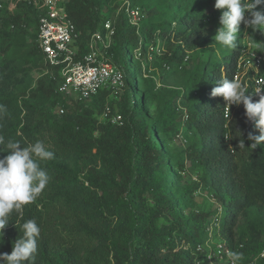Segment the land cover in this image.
Returning a JSON list of instances; mask_svg holds the SVG:
<instances>
[{"label":"trees","instance_id":"obj_1","mask_svg":"<svg viewBox=\"0 0 264 264\" xmlns=\"http://www.w3.org/2000/svg\"><path fill=\"white\" fill-rule=\"evenodd\" d=\"M65 5L68 18L80 34L78 44L82 53L87 52L92 35L103 31L106 20L115 21V36L106 56L130 83L127 93L123 94L122 89L121 103L115 109L123 122L99 124L92 111L80 104L87 101H76L73 106L63 102V115L52 117L45 112V102L62 95L59 92L62 78L56 69L46 73L38 44L33 47L32 55L39 57L42 64V75L29 93L34 103L25 100L19 104L8 95L0 96V105L6 110L0 114V135L19 141L22 146L41 140L54 158L40 163L50 176L46 188L34 202L10 215L0 253L10 254L20 235V225L35 220L41 232L34 264H195L189 250L188 256L175 250L182 244H192L195 249L202 242V235H206L210 215H194V225L189 227L191 221L180 215L164 184L184 168L164 148L161 135L164 127L173 129L178 114L173 101L166 99L153 119L142 117L150 91L139 85L131 87L142 76V69L136 64L131 75L129 64L132 57L140 61L134 52L141 49L143 58L150 48L147 43L154 44L157 37L168 40L174 37L179 45L175 51L165 52L164 57L169 62H182L178 58L182 50H194L205 40L201 26L205 13L200 8L195 11L190 8L179 21L183 28L179 31L172 27L177 26L175 21L166 30L149 26L143 14L138 29L129 24L122 12L104 19L97 0H65ZM19 6L32 18L8 16L3 18L2 28L20 33L31 24L38 38V13L27 2ZM0 41L6 43L0 46L1 56L13 44L4 30L0 31ZM240 55L239 47L222 63L212 68L205 65L182 94L192 98L186 127L198 135L197 141L185 151L187 161L202 169L200 186L210 190L224 209L225 223L218 232L233 251L243 252L244 245L236 241L234 228L239 213L248 205L264 206V144L249 148L248 133L259 135V131L247 120L242 104L237 105L227 121L225 101L211 96L217 82L234 79ZM8 70L7 63L0 67V77ZM30 71L28 67L18 69L17 73ZM261 73L264 75V63ZM247 91L251 94L250 89ZM110 96L111 91L104 89L90 100L99 107L104 105L103 110L109 105L114 112ZM241 140L245 147L239 146ZM70 154L81 162L80 171L65 165L64 159ZM4 155L7 153H0V158ZM191 230L196 235L200 233V239H195Z\"/></svg>","mask_w":264,"mask_h":264},{"label":"rangeland","instance_id":"obj_2","mask_svg":"<svg viewBox=\"0 0 264 264\" xmlns=\"http://www.w3.org/2000/svg\"><path fill=\"white\" fill-rule=\"evenodd\" d=\"M97 1L104 19L107 17H114L124 1H130L143 11L145 19L149 21V26H161L160 28L162 30L168 29L169 24H172L173 21L177 22V26L172 24V27H177L178 31L183 29L179 26V21L190 11V8H192L193 11L200 8L201 11L205 13L201 23L205 34V40L194 50H188L186 48L184 51L182 50L178 56V58L183 59L182 62H169L170 60L164 57L165 52H168L170 49H172L171 51L173 52L178 47L179 43L174 40V37H172L171 40L157 37L154 44L151 42L147 43L153 50H149L143 58L138 56L141 62L132 57L130 59L132 62H130L129 66L131 75L134 73L133 70L136 64V67H141L142 69V76L136 81V84L134 83L131 87L137 88L139 85V88L142 87L150 91L148 107L146 109L144 108L146 104L142 107V117L148 116L147 118L153 119L166 99L172 100L176 108L178 114L177 122L173 129L164 127L161 135L164 148L184 166L178 174L175 173L177 175L173 179H167L164 182L172 201L177 204L178 212L185 220L191 221L189 227H193L194 225L192 222L194 221V215L209 214L210 216L206 222V230L209 225H217L219 229H222L225 223V212L223 207L219 204L210 190L200 186L202 169L197 164H192L187 161L185 151L197 141L198 135L195 131H189L186 127L187 118L185 117L192 105V98L189 94L183 95L182 91L188 86L190 80L201 72L205 65L212 68L216 63H222L225 58L231 56L237 48L240 47L241 50L244 49L247 46V42L251 44L252 49L259 53H263L264 33L260 31L254 32L251 28L245 27L242 23L240 25V32L238 33L236 48H224L217 44L214 41V37L217 29L220 27L219 19L222 13L221 10H216L214 8L215 0H183L182 2L180 0ZM21 2H26V0H0V31L4 30L5 33H8L13 44L10 51L0 56V67L5 66L6 63L9 65V70L0 77V96L8 95L19 104L25 100L28 101L29 104H32L34 100L30 98L29 93L36 88L37 82L42 75L41 61L39 57L31 53L33 47L38 43L34 26L30 24L26 27L25 32L20 33L8 31L6 27L2 28V20L5 17L20 16L27 20L28 18H32L31 15L26 13L24 7L19 6ZM261 9H264V4L258 6L256 10ZM5 44L6 43L0 41V46ZM28 67H31L30 72L17 73L18 69ZM128 86H130V83L125 80L123 87L125 92L122 90L123 94L127 93L126 89ZM122 91H120L117 96L111 95L108 98L114 110L111 116L117 115L115 114V109L116 106L118 107L121 103L120 97ZM137 93H141V91L137 90ZM63 102L67 104V106L76 105V100L73 97L60 95V97H53L45 102V112H50L52 117L63 115V113H61ZM80 104L92 111L93 119L99 124H117L113 122V117H104V105L99 107L94 100ZM24 114L25 111L23 112V116ZM120 121L121 125L123 117ZM96 135H98V133H96ZM42 162L43 161H40V163ZM64 163L71 168H75L77 171H80L83 167L74 154H70L65 158ZM116 223L115 221L114 224ZM234 230L236 241L244 245V251L241 252L243 256L240 264H264V260L259 259L260 253L264 250V206L255 204L248 205L239 213ZM206 233L205 231V234ZM191 234L194 235L195 239H200V233L196 235L194 231L191 230ZM205 236L206 235H202L200 239L202 242L206 239ZM218 238L217 236L216 240H219ZM187 250L194 256L195 262L197 256L192 244H182L175 252L181 251L185 256H188V254H186ZM229 250L230 252H238L231 250V248ZM162 254H165V252Z\"/></svg>","mask_w":264,"mask_h":264},{"label":"built area","instance_id":"obj_3","mask_svg":"<svg viewBox=\"0 0 264 264\" xmlns=\"http://www.w3.org/2000/svg\"><path fill=\"white\" fill-rule=\"evenodd\" d=\"M26 2L38 13V49L43 56L46 73L49 69L59 71L62 78L59 92L62 95L84 102L104 89L110 90L111 95L114 96L122 91L124 73L106 56L116 32L114 20L108 19L104 22L103 31L92 35L87 44V52L82 53L78 44L80 34L68 18L65 0H26ZM119 12L125 15L132 27L138 29L141 27L144 15L130 1H124ZM149 50H153L152 47ZM140 53L141 49L136 50L137 58L140 57ZM263 63L264 55L252 49L251 44L247 42V46L241 50L234 79L239 80L246 89H250L251 94L257 87H264V75L261 73ZM253 99L254 102L257 101L258 96H253ZM236 107L237 105L226 107L225 102L224 118L227 121L232 118ZM111 115V107L106 105L104 117H113V122L120 124L122 117L118 114ZM218 229L217 225H209L206 239L196 245V264H231L228 256L231 247L219 234ZM217 236L219 240H216ZM259 259L264 260V250L260 253Z\"/></svg>","mask_w":264,"mask_h":264},{"label":"clouds","instance_id":"obj_4","mask_svg":"<svg viewBox=\"0 0 264 264\" xmlns=\"http://www.w3.org/2000/svg\"><path fill=\"white\" fill-rule=\"evenodd\" d=\"M262 4L264 0H215L214 8L222 14L214 41L224 48H236L242 23L254 32L264 33V9L256 10ZM211 96L222 97L226 107L242 104L247 120L259 131V135L248 133L249 148L264 144V87H257L249 94L239 80L224 78L217 82ZM253 96H258V100L253 102ZM4 111L0 105V114ZM239 146L245 147L243 140ZM4 152L7 155L0 158V242L12 212L34 202L50 181L40 161L54 158V153L41 140L22 146L19 141L6 140L0 135V153ZM40 232L35 220H26L20 225V235L11 253H0V264H34ZM228 256L231 264H240L243 253L229 252Z\"/></svg>","mask_w":264,"mask_h":264}]
</instances>
